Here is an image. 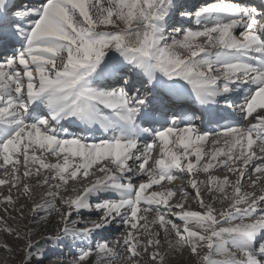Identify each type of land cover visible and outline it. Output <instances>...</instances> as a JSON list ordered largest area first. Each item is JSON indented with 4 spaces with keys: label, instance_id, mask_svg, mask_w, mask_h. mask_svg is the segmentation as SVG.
Segmentation results:
<instances>
[{
    "label": "snow or ice",
    "instance_id": "snow-or-ice-1",
    "mask_svg": "<svg viewBox=\"0 0 264 264\" xmlns=\"http://www.w3.org/2000/svg\"><path fill=\"white\" fill-rule=\"evenodd\" d=\"M0 186L15 264H264V3L0 0Z\"/></svg>",
    "mask_w": 264,
    "mask_h": 264
},
{
    "label": "bare ground",
    "instance_id": "bare-ground-1",
    "mask_svg": "<svg viewBox=\"0 0 264 264\" xmlns=\"http://www.w3.org/2000/svg\"><path fill=\"white\" fill-rule=\"evenodd\" d=\"M196 1L197 0H184V2L187 4V5H189V6H193V5H195V3H196ZM237 118L238 119H236L237 121H239L240 123H245L244 121H242V120H240V118L237 116ZM49 160L50 161H52V162H54L53 160H52V158L50 157L49 158ZM219 172L220 171H217V172H215V173H213L214 175H217V176H223L224 175V173L223 172H221V174H219ZM201 178H203V177H201ZM183 182H186V181H183ZM175 183H177V184H179V183H182V181H176ZM245 183H247V181H245ZM167 186V185H166ZM77 187H79V184H77ZM257 187H259V185L257 186ZM158 190V189H157ZM249 191H251L252 189H248ZM0 193H7V186L6 187H3V186H0ZM189 199V198H188ZM190 201V200H189ZM191 202V201H190ZM192 202L195 204V202L192 200ZM188 204H190L194 209L197 207V205L195 204V205H192L191 203H188ZM216 207H218V208H220V207H222V205L221 204H217L216 205ZM87 215V214H86ZM90 218H91V220H95L96 218H97V216L95 215V214H92L91 216H90ZM114 226V225H113ZM115 228H116V226H114ZM56 228H57V224H56V220L54 219L53 220V222L50 224V225H47L46 226V229H47V231H49L50 233H55V231H56ZM115 232H117V233H115ZM115 234L116 235H118L117 237H119L120 236V232L119 231H116V230H112L111 231V233L109 234V233H106L105 234V237L106 238H109V239H115V238H117V237H114L115 236ZM3 242V240H2V237H0V243H2ZM95 243H93V245H94ZM68 252H67V251ZM78 251H79V248L78 247H64V252L63 253H61V256H60V258H63V259H65L66 258V256H72V255H76L77 253H78ZM65 254V255H64ZM187 254V253H186ZM8 256V255H7ZM94 256L95 255H93L91 258H94ZM187 255H185V257H186ZM95 259V258H94ZM51 260L52 259H50V261H46V262H51ZM94 261V260H93ZM121 260H119V263L118 264H121V262H120ZM45 262V263H46ZM52 264V263H51Z\"/></svg>",
    "mask_w": 264,
    "mask_h": 264
},
{
    "label": "rangeland",
    "instance_id": "rangeland-1",
    "mask_svg": "<svg viewBox=\"0 0 264 264\" xmlns=\"http://www.w3.org/2000/svg\"><path fill=\"white\" fill-rule=\"evenodd\" d=\"M215 172H217V171H215ZM214 172V173H215ZM221 172L222 171H220L219 172V174H221ZM3 187H6V186H3ZM189 199H188V203H191L192 205H195L193 202H192V197L190 196V197H188ZM191 202H190V201ZM3 240V239H2ZM68 252V251H67ZM8 254H6V253H3V252H0V261H3V262H6V264H15V261H13L12 260V258L8 255ZM50 258L52 259L51 260V262H49V264H60V259H59V257H60V255H55L54 254V251L53 252H51L50 254ZM65 255V254H64ZM185 255H187L186 253H185ZM74 257H75V255H72V256H66V258L65 259H63V264H71V261L74 259ZM95 258V259H94ZM94 258H91V262H92V264H94V262H95V260H96V257L94 256ZM94 260V261H93ZM121 262V264H124V261L123 260H121L120 261ZM119 263V261H117V264Z\"/></svg>",
    "mask_w": 264,
    "mask_h": 264
}]
</instances>
